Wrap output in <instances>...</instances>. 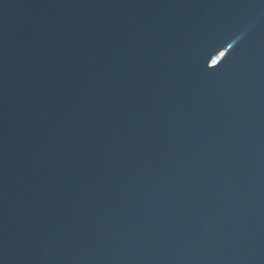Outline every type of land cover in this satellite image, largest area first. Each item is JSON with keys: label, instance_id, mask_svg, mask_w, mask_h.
<instances>
[{"label": "water", "instance_id": "1", "mask_svg": "<svg viewBox=\"0 0 264 264\" xmlns=\"http://www.w3.org/2000/svg\"><path fill=\"white\" fill-rule=\"evenodd\" d=\"M0 264H264V0H0Z\"/></svg>", "mask_w": 264, "mask_h": 264}]
</instances>
